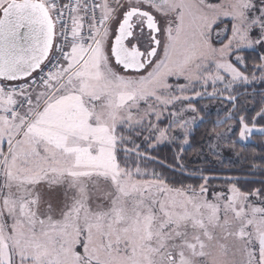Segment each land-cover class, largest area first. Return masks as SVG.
<instances>
[{"label":"snow or ice","instance_id":"6c2138e0","mask_svg":"<svg viewBox=\"0 0 264 264\" xmlns=\"http://www.w3.org/2000/svg\"><path fill=\"white\" fill-rule=\"evenodd\" d=\"M256 82L264 0H0V264H264V180L181 155L197 98L225 112L211 150L264 133ZM177 142L164 167L200 183L150 166Z\"/></svg>","mask_w":264,"mask_h":264},{"label":"trees","instance_id":"16d2710c","mask_svg":"<svg viewBox=\"0 0 264 264\" xmlns=\"http://www.w3.org/2000/svg\"><path fill=\"white\" fill-rule=\"evenodd\" d=\"M243 54L246 57V62L251 65L253 63H259L258 59L254 60L253 57L259 55L258 51H244ZM258 75V73H257ZM182 82V81H181ZM255 95L241 96V102H246L249 113L254 115L259 110L261 105V95L264 94V83L256 82L248 89V93ZM243 91V90H241ZM214 101L216 103L213 105ZM198 108L203 107V111L199 115L205 116V122L195 127L193 135L190 137V145L187 149H184L182 155L183 163L186 164L187 170L195 172L197 170H204L205 175L217 176V177H239V186L242 190H249L252 188H259L260 181L264 180V134H256L251 137V141L245 144L237 142L234 147L231 145V139H227L224 144H220V147L213 151L208 147L207 132H210L213 128L216 131H224L226 124L216 125L212 123L217 119L225 117L224 111H219L221 105L220 102L214 99L198 100L196 102ZM227 107H231L227 105ZM211 115H206V113ZM258 126H264V121H259ZM216 143V141H212ZM179 143L165 144L158 146L151 155L160 163H153L150 165L157 171H161L170 181H183L184 183L198 184L200 181L195 177H189L186 174H180L179 172H173L170 168L164 167V165L174 164V154L179 152ZM213 185H219L224 183L222 179H216L210 181ZM219 190V189H217Z\"/></svg>","mask_w":264,"mask_h":264},{"label":"rangeland","instance_id":"374dc122","mask_svg":"<svg viewBox=\"0 0 264 264\" xmlns=\"http://www.w3.org/2000/svg\"><path fill=\"white\" fill-rule=\"evenodd\" d=\"M244 51H253V50H251V49H245ZM254 84V83H253ZM252 84V85H253ZM209 91H210V89H209ZM205 99H208V98H205ZM198 100H201V99H199V98H197V100H194L193 102H196V101H198ZM202 100H204V99H202ZM216 103V101H214V103H213V105ZM167 121H164V123H166ZM199 125V124H198ZM197 125V126H198ZM196 126V127H197ZM256 134H260V135H262V134H264V133H259V132H255L253 135H256ZM225 141H227V139H224V140H221V141H219L221 144H224L225 143ZM251 141V138L248 140V141H242L241 143L242 144H245V143H248V142H250ZM177 143H179V142H177ZM165 144H167V143H165ZM165 144H161V145H159V146H163V145H165ZM189 147V145H185L184 146V149H187Z\"/></svg>","mask_w":264,"mask_h":264}]
</instances>
